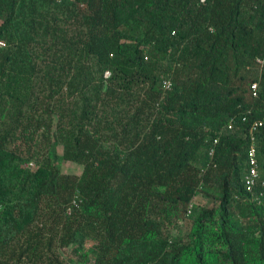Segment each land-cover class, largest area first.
Instances as JSON below:
<instances>
[{"label": "trees", "instance_id": "1", "mask_svg": "<svg viewBox=\"0 0 264 264\" xmlns=\"http://www.w3.org/2000/svg\"><path fill=\"white\" fill-rule=\"evenodd\" d=\"M0 41V264H264V0H0Z\"/></svg>", "mask_w": 264, "mask_h": 264}, {"label": "built area", "instance_id": "2", "mask_svg": "<svg viewBox=\"0 0 264 264\" xmlns=\"http://www.w3.org/2000/svg\"><path fill=\"white\" fill-rule=\"evenodd\" d=\"M0 47H5V43L3 41H0ZM260 64H263L261 60H259ZM110 76L109 73H106L105 77L108 78ZM164 86L167 90H170L172 87V83L169 80L164 81ZM252 92L254 96L257 95L258 92V86L257 84H253L252 86ZM258 131L264 132V119L255 121L252 126V133L253 136L251 138L252 144L248 148L247 151V158L249 162V170L245 177V185L247 187L248 192L251 194L252 201H255L257 203H260L262 198L264 197V191H261L259 194L256 192L257 188L259 187V161H258V155H257V149L254 142V133ZM32 165V164H31ZM264 184H262V187Z\"/></svg>", "mask_w": 264, "mask_h": 264}, {"label": "rangeland", "instance_id": "3", "mask_svg": "<svg viewBox=\"0 0 264 264\" xmlns=\"http://www.w3.org/2000/svg\"><path fill=\"white\" fill-rule=\"evenodd\" d=\"M81 170V167L78 166V165H75V164H70V163H67V164H64L63 166V171L66 172V173H78L80 172ZM205 199L202 198L201 196H198L197 199H196V203H205ZM177 234V233H176ZM66 261L68 262V264H91V262L82 257V256H71V257H66Z\"/></svg>", "mask_w": 264, "mask_h": 264}]
</instances>
